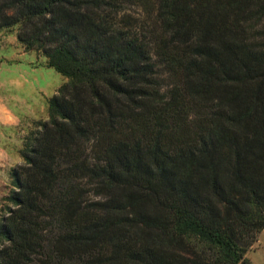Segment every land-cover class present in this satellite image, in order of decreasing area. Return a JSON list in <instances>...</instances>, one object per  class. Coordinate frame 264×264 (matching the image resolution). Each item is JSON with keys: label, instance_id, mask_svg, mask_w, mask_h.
<instances>
[{"label": "trees", "instance_id": "1", "mask_svg": "<svg viewBox=\"0 0 264 264\" xmlns=\"http://www.w3.org/2000/svg\"><path fill=\"white\" fill-rule=\"evenodd\" d=\"M13 26L67 79L12 170L0 264H255L264 0H0Z\"/></svg>", "mask_w": 264, "mask_h": 264}, {"label": "rangeland", "instance_id": "2", "mask_svg": "<svg viewBox=\"0 0 264 264\" xmlns=\"http://www.w3.org/2000/svg\"><path fill=\"white\" fill-rule=\"evenodd\" d=\"M127 10L138 15L141 8ZM16 33L17 26L0 28V219L12 206L8 199L14 187L12 170L24 162L20 149L48 118V98L67 79L46 63L40 50L26 49ZM246 256L264 264V228Z\"/></svg>", "mask_w": 264, "mask_h": 264}]
</instances>
